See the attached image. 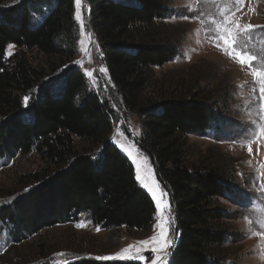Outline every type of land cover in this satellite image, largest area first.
<instances>
[{"label":"trees","instance_id":"16d2710c","mask_svg":"<svg viewBox=\"0 0 264 264\" xmlns=\"http://www.w3.org/2000/svg\"><path fill=\"white\" fill-rule=\"evenodd\" d=\"M88 1L95 16L91 27L103 42L115 91L123 108L141 118L139 147L173 208L177 238L169 264H224L231 238L225 206L238 204L233 165L218 151L188 162V137L219 131L225 123L219 99L199 86L190 99L149 96L154 68L171 63L182 42V35L172 33L175 26L164 22L172 14L166 0ZM41 5L54 8L35 27L33 15L42 13ZM78 37L75 0H31L0 14V159L34 152L47 166L44 175L31 180V190L0 207V222L15 247L86 214L106 230L149 232L153 226L155 204L112 142L116 112L87 93L79 69L68 68L47 84L49 74L23 52L37 50L47 62L66 55L71 59ZM11 45L20 51L7 59ZM77 140L89 146L79 150ZM39 248L37 257L45 258L44 247ZM47 258L43 264H58ZM71 264L141 263L81 259Z\"/></svg>","mask_w":264,"mask_h":264},{"label":"rangeland","instance_id":"374dc122","mask_svg":"<svg viewBox=\"0 0 264 264\" xmlns=\"http://www.w3.org/2000/svg\"><path fill=\"white\" fill-rule=\"evenodd\" d=\"M30 1L0 0V14L14 5H26ZM166 1L172 14L164 22L175 26L172 33L182 35V42L178 56L171 63L154 68L156 81L148 89V94L184 100L198 92V86L205 87L210 93L215 92L220 103L221 119L225 123L219 131L210 129L188 137L191 145L188 162H200L208 153L218 151L217 155L226 157L228 163L233 165L231 171L236 176L238 204L232 206L227 203L225 206L231 217L228 222L231 238L227 244L229 256L224 264H264V135H261V129H264V102L259 98V78L252 74L249 66L240 64L222 40L214 39L217 30L211 23L212 19L222 20L223 15H228L238 6L235 0ZM53 8L39 6L42 13L33 15L34 26L42 24ZM78 14L81 15L83 28L81 19H77ZM93 17L88 0H81L79 12L75 5L79 37L71 59L66 55L67 58L47 62L46 57L37 50L22 51L34 66L46 70L49 74L47 84L58 81L68 68L74 67L84 74L87 93L99 97L116 112L112 142L132 163L136 176L139 171L143 181L136 178L139 186L151 196L156 207L152 194L143 185L158 184L165 193L162 199L170 208L158 212L156 207L149 232L125 228L106 230L95 226L86 214L77 222L49 228L17 247L13 246L8 230L0 222V264H43L46 257L58 264H71L81 259L152 264L157 254L151 251L150 245L145 246L141 242L158 237V225L162 221L168 222L170 247L159 255L169 264L177 238L173 208L149 157L139 147L143 134L141 118L138 113L130 114L123 108L115 91L105 61L103 42L91 27ZM235 17L239 18L242 26H255L251 31L236 34V49L255 56L251 63L257 69L264 70V0H244L242 9L235 13ZM19 51L16 46H8L6 58H12ZM101 69L104 71L101 72ZM76 143L79 150L89 146L85 140H77ZM93 151L96 154L100 152L99 148ZM45 169L46 164L34 152L24 157L17 155L13 159H0V207L31 190L34 187L31 180L44 175ZM39 246L44 247L45 258L37 257ZM141 255L144 260L139 259ZM104 256L113 258L96 259Z\"/></svg>","mask_w":264,"mask_h":264},{"label":"snow or ice","instance_id":"6c2138e0","mask_svg":"<svg viewBox=\"0 0 264 264\" xmlns=\"http://www.w3.org/2000/svg\"><path fill=\"white\" fill-rule=\"evenodd\" d=\"M235 3L238 7H236L234 10H232L228 15H223L222 20H215L212 19L211 23L215 26L216 35L214 36V39L220 41H223L224 46L226 49H231L232 52L235 54V57L239 59L240 64L247 65L251 68L252 74L259 78V98L262 102H264V70L257 69L251 62L256 59L255 56L248 55L244 52H241L236 49L235 44H236V34L237 33H243L246 31H251L252 29L255 28L254 25L252 24H247V25H241L239 23V18L235 17V13L237 11H240L244 5V0H235ZM75 5L78 9H80L81 6V0H75ZM77 19H81V15L78 14ZM81 27L83 28V21L81 19ZM104 69H101V72H103ZM27 98H25V105H27ZM261 135H264V129H261ZM252 149L249 147V152L251 153ZM131 155V153H129ZM137 180H140L142 183V178L139 173L137 172L136 176ZM151 194L152 197L156 203L157 211L158 212H164L168 208H170V205L165 204L162 197L165 194L162 189L159 188L158 184H154L150 186L149 184H144L143 185ZM159 193V194H158ZM168 222L162 221L159 223V236L158 237H153L151 241H143L141 242L145 246H151V251L153 253H156L155 258L152 259V264H166L165 258L159 253L164 252L167 248L170 247V242L168 240L169 236V228L167 226ZM127 251V250H125ZM113 257L109 256H104V257H97L96 259L98 260H109L112 259ZM140 260H144L145 258L141 255L139 256Z\"/></svg>","mask_w":264,"mask_h":264}]
</instances>
